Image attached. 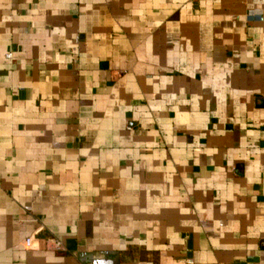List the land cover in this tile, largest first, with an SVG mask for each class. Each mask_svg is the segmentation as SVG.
I'll return each mask as SVG.
<instances>
[{
  "label": "crops",
  "instance_id": "crops-1",
  "mask_svg": "<svg viewBox=\"0 0 264 264\" xmlns=\"http://www.w3.org/2000/svg\"><path fill=\"white\" fill-rule=\"evenodd\" d=\"M0 264H264V0H0Z\"/></svg>",
  "mask_w": 264,
  "mask_h": 264
},
{
  "label": "built area",
  "instance_id": "built-area-1",
  "mask_svg": "<svg viewBox=\"0 0 264 264\" xmlns=\"http://www.w3.org/2000/svg\"><path fill=\"white\" fill-rule=\"evenodd\" d=\"M47 247L49 249H53V250H58L59 251V250H64L65 245H64L62 240L53 238V239H49L47 241Z\"/></svg>",
  "mask_w": 264,
  "mask_h": 264
}]
</instances>
